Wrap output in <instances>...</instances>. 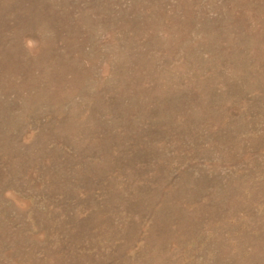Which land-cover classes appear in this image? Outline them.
Segmentation results:
<instances>
[{
  "label": "rangeland",
  "instance_id": "rangeland-1",
  "mask_svg": "<svg viewBox=\"0 0 264 264\" xmlns=\"http://www.w3.org/2000/svg\"><path fill=\"white\" fill-rule=\"evenodd\" d=\"M0 264H264V0H0Z\"/></svg>",
  "mask_w": 264,
  "mask_h": 264
}]
</instances>
